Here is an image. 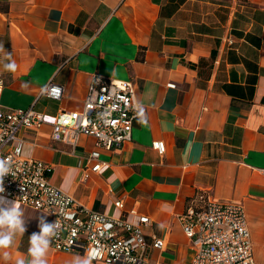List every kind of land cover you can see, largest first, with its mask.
<instances>
[{
  "label": "crops",
  "instance_id": "obj_1",
  "mask_svg": "<svg viewBox=\"0 0 264 264\" xmlns=\"http://www.w3.org/2000/svg\"><path fill=\"white\" fill-rule=\"evenodd\" d=\"M0 45L3 110L32 107L49 122L61 109L79 110L96 79L135 89L132 140L99 149L97 173L91 137L75 147L54 142L48 122L19 132L22 156L50 166L52 185L90 210L148 217L146 241L165 242L152 254L160 264L189 262L180 227L188 206L239 204L254 261L264 264V0H0ZM7 54L15 72L3 68ZM48 83L63 88L61 100L42 94ZM156 141L164 154L152 148ZM20 207L26 231L0 249V264L28 259L30 236L41 218L49 223ZM77 256L84 258L50 248L46 260L71 264Z\"/></svg>",
  "mask_w": 264,
  "mask_h": 264
},
{
  "label": "built area",
  "instance_id": "obj_2",
  "mask_svg": "<svg viewBox=\"0 0 264 264\" xmlns=\"http://www.w3.org/2000/svg\"><path fill=\"white\" fill-rule=\"evenodd\" d=\"M226 44L231 46L232 41L227 40ZM3 86L0 76V91ZM53 88L60 90L58 95L52 94ZM62 92L63 88L53 83L42 90V94L56 101L61 100ZM137 116L138 104L130 81L99 79L88 88L79 110L61 109L49 122L32 107L0 108V159L10 165L0 197L43 212L49 223L61 225L50 246L54 252L80 253L85 257L88 250L96 249L99 255L91 262L160 264L152 254L164 250L165 242L160 238L146 241L143 230L151 225L148 217L130 211L132 219L127 220L123 214L108 216L80 205L50 183V166L22 156L25 142L19 137L21 130H38L47 122L54 142L75 147L80 137H91L96 150L89 156L93 163L90 172L97 173L103 167L98 150L111 151L131 142L132 122ZM152 148L158 155L164 154L163 142H153ZM261 173L264 175V171ZM88 178L89 173L85 172L84 179ZM113 207L119 212L124 210L121 200L113 202ZM180 227L189 245L188 264H256L244 209L239 204L203 200L201 206L185 209Z\"/></svg>",
  "mask_w": 264,
  "mask_h": 264
},
{
  "label": "clouds",
  "instance_id": "obj_3",
  "mask_svg": "<svg viewBox=\"0 0 264 264\" xmlns=\"http://www.w3.org/2000/svg\"><path fill=\"white\" fill-rule=\"evenodd\" d=\"M3 46L0 45V51ZM8 63L3 64L6 71L15 72L17 65L11 59V55L7 54ZM58 88L52 89V94L58 95ZM142 111V110H141ZM10 172V165L7 160L0 159V193L5 191L3 187V178ZM39 233H33L29 238V247L27 250L28 259L19 258L15 260V264H47L46 256L49 252L52 240L59 235L61 225L57 222L47 223L43 218L39 221ZM26 231L24 212L20 205L14 202H8L0 198V249H8L14 245L16 237L23 236ZM75 235V231L72 233ZM99 255L98 250H88L84 258L75 257L71 264H91L93 258ZM5 261L10 259L9 253H3Z\"/></svg>",
  "mask_w": 264,
  "mask_h": 264
}]
</instances>
